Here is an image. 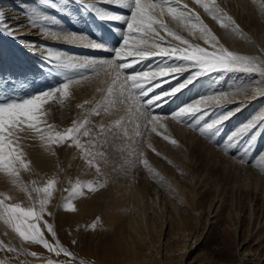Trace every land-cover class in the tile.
<instances>
[{
  "label": "rangeland",
  "instance_id": "374dc122",
  "mask_svg": "<svg viewBox=\"0 0 264 264\" xmlns=\"http://www.w3.org/2000/svg\"><path fill=\"white\" fill-rule=\"evenodd\" d=\"M32 1L19 0L17 2L19 5L15 7L11 1L8 3L10 7L1 5L2 2H0V19L3 21L4 28L10 30L14 40L23 41L24 45H21V48L30 55L31 60L36 58V52L51 51V56L55 58L56 46L50 48L49 45H41L44 43L40 41L42 39L41 35H38L40 31H34L31 26H25V23H28L29 17L32 16L31 20H45L49 25L51 9L57 10L55 7L59 6L57 3L61 0L56 2L54 0L51 6H47V0ZM253 1L256 2V0ZM181 2L187 3L190 8L199 13L220 42L227 47L219 37L217 26L208 22V19L203 16L201 6L193 7L188 0H181ZM257 2L260 4V10H256L257 14L264 19V0ZM215 3L239 26L242 32V35L237 34L239 44L246 41L247 45L253 47L251 50L257 48L256 44L260 43L261 34L264 35L261 29L264 21H257L258 24L250 21V14L253 12L247 0H215ZM34 5L42 7L49 18L41 14L37 8H33ZM131 7L132 4L129 5L128 14L131 13ZM99 9L113 13V10L103 2H100ZM32 10H36L35 13H32ZM26 14H29V17ZM164 20L185 39L203 47L207 46L198 37L180 29L177 22L172 21L170 17L165 16ZM123 25L125 28L126 21ZM123 34L124 32L121 43ZM161 35H164L162 31ZM43 39L46 40L44 36ZM133 39H139V37L130 38V44ZM166 39L172 40L170 36ZM99 50L102 51V49ZM69 56L75 59L69 61ZM69 56L62 59L74 65L76 61H81L85 66L90 65V62L86 60L91 58L70 54ZM114 56L115 52L110 55L101 53L95 56L99 58L95 61L97 64L94 68H98L95 70L91 68L92 72L87 75L91 73L94 75L103 60L112 59ZM167 63L169 66H180L185 62L169 60ZM155 65L158 66V62L152 64V67H156ZM194 71L196 69L188 68L179 72L181 74H176L177 79L164 84L161 91H166L183 82ZM224 73L225 71H213L197 76L186 86L187 88L162 100L167 103L170 111L157 112L156 109L155 111L167 115L201 96L227 92V86L230 87L235 83L243 85V88L248 82V87L251 88L260 84L261 81L256 78L255 73L234 71L226 76ZM84 75L73 79L72 82L81 81ZM40 77L41 80L45 75ZM229 80L230 83H228ZM253 80L257 83L252 85L249 82ZM73 88L75 89V86ZM242 88H240L241 91L244 90L242 101L230 99L225 100L222 106L209 105L208 115L200 121L201 124L210 122L219 115L239 108V111H233V115L222 125L210 131L208 135L209 138L215 137L213 141L200 136L198 131L189 127L187 123L169 119L164 121L165 125L159 132L154 133L145 128L144 117H140L139 112L131 117L128 111L123 112L122 117L109 115L106 113V105L113 104L114 107H120L118 99L115 100L116 97H108V100L99 102L95 99L82 98V96L77 101V97H72L76 96L74 92H69L63 98L57 93L53 100L43 105L40 127L47 129L51 125L54 133L71 127L73 121L79 123L86 120L78 135L83 148L77 147L71 141L60 145H46L32 131L17 132L16 145L24 152L28 168L19 169V178L16 183H13L12 178L6 173L0 171V200H4L6 204H19L24 208L38 207V200L43 197V193H37L34 189L43 188L48 180H53L54 191L46 206V212L36 223L50 243L55 244L56 240H59L61 245L73 253V257L56 255L39 244L23 241L5 224L0 226V242H2L0 243V264H48L49 261H53L54 264H61V262L63 264H166V262L179 264L180 260L183 262L182 253L186 252L184 246L192 244L194 248L197 242L199 244L190 253L194 263L243 264L246 257L241 253L246 252L242 251V248L239 250L238 245L241 239L245 241L243 250L251 253L252 264H264V96L256 97L253 92ZM41 92L31 94L23 100ZM182 92L187 94L190 102H181L184 98H178L177 95ZM125 97L124 101L127 100ZM116 121H120V124L117 125ZM248 121L255 123V127L240 137L235 147L227 144L226 137ZM85 131L88 135H84ZM253 133H255L254 136ZM172 140L177 143L173 144ZM241 148L244 149L241 153L243 160L237 155ZM86 152H91L92 155L86 157ZM89 160L93 163L90 164ZM142 160L148 161L147 167L141 162ZM236 165L240 167H237L239 171L234 170ZM97 166L100 169L99 172H97ZM214 166L222 169L220 171L223 175L225 174L223 169L227 167L228 182L225 185L211 181L212 176H209L211 173L209 170ZM116 178L127 179L129 181L126 183L127 188L125 183L116 185ZM88 183L93 184L94 191L84 188L82 195H72L74 186ZM167 185L168 188L163 187ZM128 187L134 188L136 193V195L128 194L129 199L125 190H128ZM69 200L74 210L64 208V204ZM210 204H218L214 216L212 207L209 208ZM143 211L144 224L153 223L155 228L153 232L145 231L148 234H145L143 241L137 239L140 243L135 244L137 248L134 249L130 243L131 238L127 239L123 235L130 230L132 222L136 221L140 225V215ZM180 215L189 219L191 231L181 230L185 224L178 223ZM169 217L175 220L168 222ZM44 221L53 225L55 238L44 227ZM161 221H164L163 225ZM159 232L161 236L160 241L157 242ZM73 241L76 243L73 244Z\"/></svg>",
  "mask_w": 264,
  "mask_h": 264
},
{
  "label": "snow or ice",
  "instance_id": "6c2138e0",
  "mask_svg": "<svg viewBox=\"0 0 264 264\" xmlns=\"http://www.w3.org/2000/svg\"><path fill=\"white\" fill-rule=\"evenodd\" d=\"M76 2L79 3L80 0H76ZM117 2L122 5L126 0H117ZM193 3L199 4L204 12L215 20L221 28L231 29L233 33L242 35L239 26L236 25L231 16H228L220 9L215 0H193ZM84 6L92 7L90 4H85ZM98 16L106 20H126L123 42L115 49V56L112 59L103 60L99 67L103 68L105 77L110 81L108 92L110 94L118 92L121 96L126 93V99L136 106L137 111L143 109L140 114L144 117V126L152 132H157L158 128L164 127V121L171 119L176 122L187 123L189 127L197 130L200 136L213 141L215 137L209 138L208 134L210 131L222 125L224 121L233 115V111H239V108L219 115L211 119L210 122L201 124L200 121L203 120L204 116L208 115L210 111L209 105L222 106L224 104L228 96L227 92L201 96L167 115L159 114L155 109L161 106L160 102L165 97H171L179 93L193 79L203 73L243 71L264 74V60L229 50L220 42L208 24L203 21L200 14L190 8L187 3H182L181 0H132L131 13L127 17L120 14H110L107 11L100 12ZM165 16L177 22L191 35L196 36L198 34V38L207 46L203 47L185 39L184 36L169 27L164 20ZM161 31L164 35H161ZM167 36H170L172 40L166 39ZM135 37H139V39H133L130 44V38ZM84 39V35L77 36L75 33L71 35L73 42L76 40L83 41ZM91 47L99 49L102 46L93 42ZM261 53L264 54V49H261ZM128 57H131V61L125 62ZM48 58L51 60L55 59L62 66L68 63L60 57ZM148 59L156 60L158 66L149 67V70L126 72L127 69L132 68L135 64ZM169 60H180L185 63L180 66H169L167 63ZM72 66L74 67L75 65ZM81 66L83 67L84 65ZM188 68L196 69V71L183 82L166 91L149 95L150 93H155L157 88H162L164 84L171 83V81L177 79L176 74ZM71 83L72 80L68 79L57 87L45 90L23 101L0 103V171L12 178L13 183H16L19 178V169L28 168V161L24 158V152L16 145L17 132L32 131L46 145H60L71 141L77 147L83 148L78 135L87 122L86 120L79 123L73 121L71 127L54 133L51 130V125L47 129H41L40 127L43 105L53 100L57 93H59L61 98L66 97ZM236 91L238 92L239 88ZM252 92L257 97L264 96V89L255 88ZM116 124L119 125L120 121H116ZM255 125L252 121L241 125L226 137V143L235 147L239 138L246 135ZM84 135H88V132L85 131ZM254 135L255 133H253ZM165 139H168V137H165ZM172 143L176 144L177 141L172 140ZM217 146H219V143H217ZM243 151L244 149L241 148L237 153L241 160H243L241 155ZM90 155H92L91 152H86V157ZM88 162L90 164L93 163L92 160ZM141 162L146 167L148 166L147 160H142ZM99 171L100 169L97 166V172ZM84 188L89 191L95 190L92 183L78 184L73 187L72 195H82ZM34 191L43 193V197L38 200V207L24 208L19 204H6L4 200H0V220L17 233L23 241L39 244L56 255L63 254L66 257H73V253L67 247L61 245L59 240H56L55 244L50 243L36 223L42 219V215L46 212V206L54 191V181L50 179L43 188H36ZM64 208L66 210H74L71 200L64 204ZM44 227L55 238L56 233L53 225L44 221ZM72 243L75 244L76 242L73 241ZM48 264H54V262L49 261Z\"/></svg>",
  "mask_w": 264,
  "mask_h": 264
},
{
  "label": "bare ground",
  "instance_id": "6f19581e",
  "mask_svg": "<svg viewBox=\"0 0 264 264\" xmlns=\"http://www.w3.org/2000/svg\"><path fill=\"white\" fill-rule=\"evenodd\" d=\"M13 3V7L18 6L19 4L17 3L19 0H0V2H2L1 5H7L8 6V3ZM32 0H30L31 2ZM57 0H55L56 2ZM64 1V0H63ZM127 1V0H126ZM190 5L195 7V6H200L199 4H195L193 3V0H188ZM258 0H256V2H254L253 0H247V3L249 4L250 6V10H252L253 13L250 14V21H253L254 24H258L257 21H261L263 22L264 19L261 18V16H259L257 14V11L256 10H260V4L257 2ZM33 2V1H32ZM46 2V1H45ZM54 2V1H53ZM27 4V3H26ZM86 4H90L92 6H95V1L94 0H86ZM120 4V3H119ZM125 4V3H124ZM122 4V5H124ZM29 5V4H28ZM27 5V6H28ZM31 5V4H30ZM51 6L49 3L47 4V6ZM26 6V5H25ZM35 7L33 8H37V10L39 12H41V14L43 15H46L47 18H49V15L46 14V12L43 10V8L39 7L37 5H34ZM5 7V6H3ZM10 7V6H8ZM24 7V6H23ZM32 7V6H31ZM39 7V8H38ZM57 7V6H56ZM25 8V7H24ZM29 8V7H28ZM32 8V9H33ZM30 9V8H29ZM50 9V7H49ZM27 11V9L25 10ZM23 11V12H25ZM34 11L36 10H32L31 12L33 13ZM47 11V10H46ZM105 11V10H104ZM29 12V13H31ZM26 13V12H25ZM35 13V12H34ZM40 14V15H41ZM28 17H29V14H26ZM130 15V14H129ZM128 15V16H129ZM39 16V15H38ZM203 16H205L207 19H208V22H211L213 24H215L217 26V31H218V34H219V37L223 40V42L226 44V46L231 50V51H236L238 53H240L241 55H246V56H255V57H258L260 58V60H264V54L261 53V49H264V35L261 34L260 38L261 40L259 41L260 43H257V48H254V50H251L253 49V47H251L250 45H247L246 41H242L243 44L241 43V45L239 44L238 42V35L237 33H233L231 31V29H225V28H221L215 20H213L212 18H210L207 13L204 12L203 10ZM43 17V16H42ZM263 17V16H262ZM23 18V17H22ZM25 18V17H24ZM31 18H33L31 16ZM31 18L29 17L28 19V23L26 22L25 23V26H31V28H34V31H40L38 35H41V36H44V38H46V40H49V39H55V40H61L62 42H71V43H77V44H81L82 42L85 41V39L83 41H80V40H76L75 42H73L71 40V35L73 33L71 32H68L66 30H64L63 28H49L48 25H47V22L48 21H45V20H31ZM52 18V24L54 26H56L58 23L57 21L51 16ZM23 21H27L26 19H23ZM178 24V23H177ZM253 25V24H252ZM262 25V24H261ZM178 26L180 27V29L184 30L179 24ZM254 26V25H253ZM250 28V27H249ZM8 29V28H7ZM4 28V25H3V21H1L0 19V36L2 38H0V68L2 69L1 72L3 73V75H5L4 71H3V67L5 68H8L10 67V70L13 71V72H22V76L27 78L28 77V74L30 73V75H33V85L35 87H42L46 85L45 83V80H44V77L41 78V80L39 79V76H40V67H41V64L40 62H33L30 60V55H28L26 52H24L21 48V45H24L23 41L18 39V40H14V37L12 36L11 32H9L10 30H7ZM10 29V28H9ZM261 29H263V32H264V25L261 27ZM248 30V29H247ZM185 31V30H184ZM187 32V31H186ZM36 33V32H35ZM189 33V32H187ZM77 36H80V35H83V34H80V33H75ZM190 34V33H189ZM191 35V34H190ZM257 35V34H256ZM237 36V37H236ZM195 37H198V34L195 36ZM256 37V36H255ZM19 38V37H18ZM244 38V37H243ZM16 39V37H15ZM44 40V39H43ZM240 40V39H239ZM16 41V42H14ZM23 43V44H21ZM11 45V47H10ZM53 48V47H51ZM25 50V48H24ZM28 50V49H26ZM59 50V51H58ZM28 52V51H27ZM32 52V51H31ZM55 53L57 54L56 57H60L61 59L63 58H66L69 56L68 53L60 50V49H57V46L55 47ZM67 54V55H66ZM11 56H13V59H11ZM76 56V55H74ZM70 59L69 61H71L74 57L73 56H69ZM68 57V58H69ZM81 57V56H80ZM11 59V60H10ZM62 59V60H63ZM75 59V58H74ZM90 59V58H88ZM80 60V59H79ZM97 60V58H91L90 60H86L88 63L90 62V65H86V67H92L94 65H96L97 63H95V61ZM155 60L153 59L152 60V63L156 64L157 62H154ZM81 62V61H76V66L78 65V63ZM86 62V63H87ZM82 63V62H81ZM184 63V62H183ZM98 66V65H97ZM156 66V65H155ZM98 68V67H95V69ZM182 72V71H181ZM234 71H225L224 75L226 76V74H230ZM237 72V71H236ZM239 72H243V71H239ZM221 73V72H220ZM223 73V72H222ZM244 73V72H243ZM178 74H181V73H178ZM241 74V73H240ZM247 74H249L247 72ZM256 74V78H259L260 81V84L258 85H254L253 87H248V82L247 84H244V89H248V91H251L252 93V90L255 89V88H260V89H264V74H260V73H255ZM223 75V74H222ZM223 75V76H224ZM245 75V74H244ZM220 76V74H219ZM224 76V78H225ZM232 77V76H231ZM241 77V76H239ZM49 79V78H48ZM231 80H233L232 78H229ZM242 80V79H241ZM246 80V79H245ZM77 83H79V85H76ZM228 83H230V80L228 81ZM250 84L252 83H257L255 80L249 82ZM253 85V84H252ZM73 86H75V89L73 88ZM110 86V81L108 80L107 77H105L104 75V70L103 68H99L97 72H95L94 75L91 74H88L86 73V75H84L82 77V80L81 81H73L71 84H70V87H69V92H74V94H76V96H72V97H77L79 101L82 97V98H86V99H95V100H98L99 102L100 101H104L106 100L108 97L110 98H113V97H116L115 100L118 99V102H119V105L120 107H114L113 104L112 105H106V113H108L109 115H112V116H116V117H122L123 116V112L126 113V111H128V114L131 116H135L137 114V112H140L143 111V109H141L140 111H137V108L135 105H132L130 101L126 100L124 101V97L127 96V94L125 93L124 96H121L118 92L115 93V94H110L108 92V88ZM238 84H233V85H230V87L227 86L226 90L228 92V96L226 98V100H237L238 101H242L243 100V95H242V92L244 90L241 91L240 88H242V86H240ZM251 86V85H250ZM27 86H24L22 87V89L26 88ZM187 88V87H186ZM239 88V91L237 92L236 89ZM242 88V89H243ZM250 88V89H249ZM28 88L24 89L23 91L21 92H24L26 91ZM225 92V91H224ZM246 92V91H245ZM235 93V94H234ZM255 96V95H254ZM257 97V96H256ZM263 97V96H262ZM126 98V97H125ZM85 99V100H86ZM108 100V99H107ZM111 100H114V99H111ZM114 100V101H115ZM111 102V101H110ZM187 102H190L189 100ZM110 104V103H109ZM235 104V103H234ZM124 108V110H123ZM140 117H143L141 114H140ZM144 119V118H143ZM67 122V121H66ZM164 125H165V122H164ZM166 126L168 127V124H166ZM62 129V127H61ZM160 131V128H158V132ZM151 132V131H150ZM156 133V132H154ZM152 133V134H154ZM195 134V133H194ZM199 141V140H198ZM151 141H149L150 143ZM199 144V143H197ZM101 156V155H100ZM104 158V157H103ZM251 163V162H250ZM244 166V164H243ZM176 167V166H175ZM237 167L239 166H235V169L236 171H239L237 169ZM247 167V166H245ZM240 168V167H239ZM245 169V168H244ZM222 169L218 168L217 166H214L212 167L209 172L210 175L209 176H212L211 181H214L216 184H219V185H225L228 181L226 179V170H227V167L224 168V175L221 173ZM114 179V178H113ZM209 179V180H210ZM112 180V178H111ZM118 180L120 182H118ZM116 185L117 184H120V183H127L129 182L127 179L125 178H116V181H115ZM166 185V184H165ZM126 188H127V184L125 185ZM124 187V186H123ZM163 187H167L168 188V185L167 186H163ZM120 188V187H119ZM125 189V188H124ZM137 189V188H136ZM126 190V196L128 198V194H134L135 193V189L132 188L130 189V187H128V190ZM124 190V191H125ZM121 192H123L122 189H120ZM122 195V194H121ZM136 195V193H135ZM144 195V194H143ZM126 198V199H127ZM144 198V197H143ZM125 199V198H124ZM125 199V200H126ZM129 199V198H128ZM153 199V198H152ZM159 206H161V204L158 203ZM212 207V212L214 213L213 216L215 215V212H216V209L218 207V204H210L209 205V208ZM144 210V209H143ZM144 211L141 212V215H140V225L137 224L136 221L132 222V224H130V230L128 232H126V235H123V237H127L128 238H131L130 240V243L132 245V247L135 249L137 248L135 244H138L139 240L140 241H143V239L145 238V234H148L147 232H153L154 230V226H153V223H147L144 224ZM131 216V214H130ZM132 217V216H131ZM134 217V216H133ZM172 217H169V220L168 222H171L172 221ZM175 220V219H174ZM173 220V221H174ZM177 220V219H176ZM184 223L185 226L183 225V228H181L182 231L184 230H190L192 229V226L190 225L191 223L189 222V219H186L184 216H181L180 215V218H179V221L178 223ZM210 222V221H209ZM164 221H161V224L163 225ZM177 223V221H176ZM160 224V231L162 230V225ZM174 224V223H173ZM5 225V223L0 220V226H3ZM129 225V224H128ZM197 225V223H196ZM171 228L172 226L169 225ZM191 226V227H189ZM179 227V226H178ZM194 227V226H193ZM139 228V229H138ZM173 229H171L172 231ZM147 231V232H145ZM158 231V229H157ZM191 231V230H190ZM132 233H134L135 235H133ZM193 235V234H192ZM160 236H161V232L158 233V239H157V242L160 241ZM139 238L138 242H137V239ZM193 238V236H192ZM125 240V238H124ZM197 241V239H195ZM167 241V238L165 239V242ZM150 242V241H149ZM195 242V241H194ZM140 243V242H139ZM245 241L244 239H241L238 247H239V250L242 248V251L246 252V253H241L243 256L246 257V260L243 264H252V256H251V253L248 251V250H243V245H244ZM126 244V243H125ZM199 243L197 242L196 245L194 246V248L197 247ZM128 245V244H127ZM130 245V246H131ZM165 245H167L165 243ZM185 245V244H184ZM147 248H149V246H147ZM184 248L186 249V252L182 253L181 255V258L183 259V262H181V260L179 261V264H201V263H194V259L193 258H190V253L191 251L194 250L192 244H189V245H186V247L184 246ZM183 248V249H184ZM133 249V250H134ZM164 249V248H163ZM166 249V247H165ZM137 250V249H136ZM185 251V250H184ZM182 252V251H181ZM168 253V252H167ZM187 253V254H186ZM145 254V253H144ZM145 256V255H144ZM168 259V258H167ZM188 259V260H187ZM193 259V260H192ZM245 259V258H244ZM166 262V260H165ZM167 264V262H166Z\"/></svg>",
  "mask_w": 264,
  "mask_h": 264
}]
</instances>
